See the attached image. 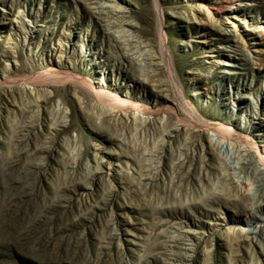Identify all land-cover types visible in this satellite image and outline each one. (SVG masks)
Returning a JSON list of instances; mask_svg holds the SVG:
<instances>
[{
    "label": "rangeland",
    "instance_id": "374dc122",
    "mask_svg": "<svg viewBox=\"0 0 264 264\" xmlns=\"http://www.w3.org/2000/svg\"><path fill=\"white\" fill-rule=\"evenodd\" d=\"M126 1L0 0V264H253L202 210L216 137L182 121L264 179V0ZM227 210L264 264V209Z\"/></svg>",
    "mask_w": 264,
    "mask_h": 264
},
{
    "label": "bare ground",
    "instance_id": "6f19581e",
    "mask_svg": "<svg viewBox=\"0 0 264 264\" xmlns=\"http://www.w3.org/2000/svg\"><path fill=\"white\" fill-rule=\"evenodd\" d=\"M122 1L127 2L126 0ZM111 6L114 9L113 11H115L117 15L122 12V7L119 6V4H114ZM151 65L152 67H154L155 64L151 63ZM182 124L190 131L202 130L208 133H213L216 137L217 146H223L224 143H229V145H233L234 147H236V149H240V147L236 144L237 141L233 135L232 130L228 127L211 125L201 121L192 120H184L182 121ZM29 129H31V126L24 125L22 131H28ZM171 129L166 133V137H164L163 139V142L165 143L167 140V143L169 145H172L173 138L177 137V135L182 130L180 126H177L172 130ZM186 131L188 130L186 129ZM211 142L213 155L219 165L215 167L217 170V177L215 181L207 182L202 179L200 180L201 191L199 199L202 203V210L209 220L214 221L215 228H220V225L223 223L229 225V229L227 230L228 243L231 242L237 245L248 244V254L252 258L253 264H259V261L257 260L255 255V251L253 250V246L255 245V243H257V241H255V239L252 237V234H254L256 230L247 227V225H249V221L230 216L227 208H236L239 212H241V214L245 216H253L254 212H260L261 210H263L264 179L258 177V175L256 176L255 173L250 172L248 164L246 162H243L242 158L238 159L237 165H232L227 159L228 157L221 155L216 151H213L216 145L215 143H213V141ZM43 150L45 151V148ZM101 163L102 161L97 162L99 169L102 170L104 168L101 167ZM262 164L264 169V158L262 159ZM194 193H196V191H194ZM256 199L257 201L254 202V200ZM192 200L191 207H197ZM221 215L222 217L223 215H225L224 218H222ZM195 238H198V233L192 232L191 229L185 230L183 240L184 245L188 247V251L194 249L193 245L195 242Z\"/></svg>",
    "mask_w": 264,
    "mask_h": 264
}]
</instances>
